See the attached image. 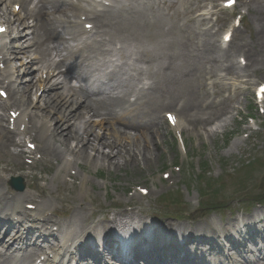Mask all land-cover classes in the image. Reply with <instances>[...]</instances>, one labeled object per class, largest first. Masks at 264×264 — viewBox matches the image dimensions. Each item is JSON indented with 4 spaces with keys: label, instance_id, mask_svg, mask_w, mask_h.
Instances as JSON below:
<instances>
[{
    "label": "bare ground",
    "instance_id": "bare-ground-1",
    "mask_svg": "<svg viewBox=\"0 0 264 264\" xmlns=\"http://www.w3.org/2000/svg\"><path fill=\"white\" fill-rule=\"evenodd\" d=\"M107 1L114 3L98 11L101 4L96 8H83L72 0H0V25L8 29V35L3 38V46L0 50V84L1 90L6 89L9 95L6 101L0 99V110L20 113L12 130L4 125L6 116H0L1 192L3 186L7 185L8 174H17L25 180L30 176L35 179L33 174L23 172L31 169L24 164L25 154L28 152L25 149L18 151L21 145L36 143L37 154L42 153L50 165L58 164V174L53 178L54 182L63 179L66 175L64 172L70 169L79 170L84 167L90 170V163L93 169H98L101 160L103 161L101 168L104 167L109 171L129 165L139 167L142 163L150 165L155 155L159 154L154 134L161 133L162 124L159 118L162 113L171 115L170 120L173 124L176 121L175 130L178 133L187 130L188 127H192L193 130L196 128L197 131L200 127L206 133H210L207 128L211 127L215 120L230 115L228 113L231 107L223 99L220 102L213 100L205 103L204 98L209 97V92L204 87L206 77L204 81L202 80L205 73L203 67L209 68L208 75H212L215 69L226 73L236 82L242 76L246 78V74L249 76L250 72L255 76L254 74L264 69V17H259L258 14L255 16V21L260 34L256 36L257 39L254 40L256 42L253 41L250 45L240 42L223 50L218 46V41L208 39V34L204 33L195 44L194 40L198 39L189 25L195 22L208 25L209 22L198 11L204 3L208 1L214 3L216 0H183L188 1L189 7H197L169 15L171 23L165 22L168 15L163 9L149 12L153 0H125L126 4H123L122 0ZM117 2L121 5L115 6ZM226 2L229 0L223 3ZM261 2L253 8L263 15L264 5ZM16 5H20L24 13L21 11L17 15ZM31 6L34 7L30 8ZM75 17L77 20L74 21ZM182 18L186 23L181 26ZM29 20H33L31 25L28 24ZM79 20L85 23L82 24ZM87 24H94L96 37L84 40L86 35L89 36L84 28ZM79 26L83 28L80 29ZM20 28L24 31H20ZM60 28L62 31H59ZM189 40L193 43L190 44ZM7 41H10V45ZM21 41H25L24 45L20 46L16 43ZM73 41L80 42L77 48L71 47L70 42ZM144 44L149 45L150 48L147 49ZM107 45L110 47L123 45L122 49L133 46L140 62L149 69L147 72L152 74L153 82L149 91L140 97L144 103L141 108L133 112H130V109L134 105L127 107V103H130L126 99L127 94H107L102 90L101 83H98L100 84L98 89L89 85L90 76L87 68L94 58L107 53L108 50L104 49ZM28 52L37 57L32 59L26 68L24 67V71L19 70L15 64L21 60V55H26ZM236 52L242 53L241 58L246 57L248 60L245 68L240 67L231 58ZM87 62L89 63L86 64ZM44 74L47 75L46 78H43ZM247 82L249 84V81ZM74 83L78 86H74ZM221 86L222 84L214 86V96L221 97L225 91ZM115 91L116 89L113 92ZM131 97L135 98L133 95ZM40 99L42 104L39 106ZM178 104H180L179 108ZM25 118L29 119L30 125L21 131L20 123L21 125L25 123ZM11 119L10 114L9 123ZM74 119L77 120L72 122ZM105 124L108 126L104 127ZM102 137L108 140H103ZM28 139L32 142H27ZM72 142H78L75 148L71 146ZM67 155L71 159H68ZM80 161L82 163H79ZM81 174L85 176L81 185L83 189L88 180L86 173L81 172ZM37 179L38 182L33 183L37 190L30 185L26 193L16 194L11 198L3 193L0 194V218L10 220L17 218V222L24 227L28 224L29 216L23 210L22 202L30 200L40 209L46 206V199H50L62 205L59 209L63 210V216H70L69 222L59 230L66 232L64 245L68 246L69 243L73 245L75 242L69 238L71 235H76L74 227L78 224L83 231L88 224V217L85 215L87 204H77L74 196L61 199L60 193L56 196L48 194L47 189L39 185L40 181L45 180L38 177ZM260 183L264 185V177L261 178ZM33 190L38 196L30 194ZM92 198L95 201L98 197ZM50 206L51 203L49 209ZM193 206L188 207L197 209ZM125 213L130 212L123 211L117 217H126V222H118L116 218L110 222L119 223L128 233L127 235L130 234L134 239L138 235L133 234L134 227L131 232L128 227L134 226L137 222L132 220L135 212L130 215ZM142 213L147 214L144 210ZM233 216L230 215L226 223H223L231 229H226L222 233L225 236H232L231 239L235 240L234 246L245 245L248 241L254 242L261 234L254 230L256 223L264 224L262 212L256 211L252 217ZM44 221L49 225L54 221L53 216L45 218ZM145 222L139 220L138 234L144 240V244H148L147 252L140 253V250L136 249L121 256L122 248L115 237L116 234H112L114 232L112 230L109 231L111 234L105 237V243L99 235L93 236L90 241L84 243L83 248L66 246L65 255L77 252L75 258L66 257V260H69L70 264H85L84 261L88 262L87 259H96L98 264H108V259L111 261L110 264L116 262L164 264L178 258V264H185V261L196 264L193 259L197 257L193 258L192 253L185 250L184 246L191 240H198V245L206 243L208 239L201 230L193 227H184L182 230L178 228L175 235L183 236V240L178 242L175 236L168 237V233L175 230L174 225L165 223L159 226L162 230L155 229L153 238H145L143 236L145 233L153 232L150 229L153 223ZM212 225L213 223H208L206 231L217 230V227ZM21 227L17 231L21 230ZM188 230L191 231L187 233ZM27 231L28 229L26 233ZM50 234L46 235L47 241L38 240V242L42 241V244L35 241L21 247L18 244L19 241L23 242L22 238L25 235L20 233H14L9 243L0 241V264H32L35 257L45 250H54L55 244L48 242ZM164 238H167L165 240L169 247L161 250L158 246L162 244ZM76 239L80 240V237ZM226 240L228 241V238ZM207 243L209 245V242ZM97 248L101 250L102 255ZM259 249L256 253L263 254L255 256L254 262L246 259V264H264V252ZM208 252L212 254L215 250L209 248ZM111 253L122 262L116 261L113 256L107 258ZM65 263L66 261L61 262V264ZM49 264H57V262L52 260Z\"/></svg>",
    "mask_w": 264,
    "mask_h": 264
},
{
    "label": "rangeland",
    "instance_id": "rangeland-1",
    "mask_svg": "<svg viewBox=\"0 0 264 264\" xmlns=\"http://www.w3.org/2000/svg\"><path fill=\"white\" fill-rule=\"evenodd\" d=\"M72 1L76 5L80 4L83 8H96L99 4L95 3H100V0ZM124 1L125 0H122V3L126 4ZM219 1L224 0H216L214 3L208 1L199 8L198 13L203 15V18L209 22L208 25H200L199 21V24H197V22L189 24L191 29L195 31V36L198 39L194 40L195 44L199 41L200 35L204 33L208 34V39H215L218 41V46H221L223 35L230 27H235V19L241 17V25L236 28L233 34L234 39H232L233 42L231 41L232 44L230 42L228 45H235L240 42H245L250 45L251 42L257 39L256 36L260 34L259 30H257L255 16L258 14L259 17H264V14L257 13L253 7L261 1V4L264 5V0H237V6L232 10L223 9V2L219 3ZM246 3H248V5ZM116 4L121 5L118 2ZM193 4H195V2H193ZM33 7L34 6H31L30 8ZM194 7L197 6L189 7L188 1L184 2L183 0H153L149 12L151 10L156 11L157 9H163L168 15L165 18V22L171 23L169 15L184 12L187 8ZM10 8L12 10V5ZM99 8L102 9L101 6ZM21 11L22 9H17V15L21 13ZM22 17H24V14H22ZM76 18L77 17H75L74 21L77 20ZM32 22L33 20H29L28 24L31 25ZM185 23L186 20L182 18L180 25L182 26ZM79 27L80 29L83 28L82 26ZM20 31L24 30L20 28ZM59 31H62V29L60 28ZM95 31L96 30L93 31V35L91 36L96 37ZM88 38L89 37L86 35L84 40H88ZM30 39H32V37ZM16 43L21 46L24 45L25 41ZM189 43L192 44V40H189ZM70 44L71 47H76L80 42L73 41L70 42ZM144 45L147 49L150 48L149 45ZM228 45H224V48H227ZM122 47L123 45L113 47L107 45V47L104 48L108 50L107 53L104 56H97V58H94L93 61L90 62L91 64L87 68L88 75L90 76L89 85L94 89H98L100 86L98 83H101L103 84L102 90L107 94H127L126 99L130 101L129 104H133L135 100H137L130 109V112H133L141 108V105L144 103V100H140V97L143 93L149 91V87L153 82L152 74H150V72L148 73L147 71L149 69L140 62L133 46L124 49H122ZM111 48H113L112 51H109ZM241 54L242 53L236 52L231 57L238 65L241 60H245L246 63L248 62L246 57L240 59L242 56ZM36 57V55H31V52H28L26 55H21V60H18L15 66L19 70L24 71L32 59ZM88 63L89 62L86 64ZM203 70H205V73L202 76V80L204 81L206 77L204 87L209 92V97L204 98V101H206L205 103L212 102L213 100L220 102L221 99H223L231 107L228 113L230 114L229 116L218 118L211 127L207 128L212 134L211 136L209 135L210 133H206L203 128L201 129L200 127L198 131L196 128L193 130L192 127H188L187 130L177 134L175 130L167 124L164 112L161 118H159L162 124L161 133L154 134V141L158 149L157 153L160 155L156 154L150 165L142 163L139 167H132L129 165L121 169L113 168L114 170L109 171L104 167L103 169L101 168L103 162L101 160L98 169H93L91 163V172L84 167L79 170L77 168L70 169L68 172H64V174H66L65 177L58 182L53 181V178L58 174V164L54 163L50 165L44 157L42 161H38L35 156L36 153L29 152L26 145H21L18 151L25 149V151L30 153L25 154V156H27L26 159L30 158L37 163L33 168L35 179L28 178L25 180L27 186L31 185L33 189H36L33 183L38 182L37 177L39 179L43 178L45 181H40L39 185L45 187L48 194L56 196L57 193H60L59 198L61 199L74 196L77 204H87V212L85 213L88 217L87 227L84 231L80 230L82 227H79L78 224L74 227L75 234L80 237H85L86 232L91 228L99 234L101 231L115 229L120 224H113L110 220L116 218L118 222H126V217H117V215L123 211L129 210L130 213L135 212V216L132 220L153 221L152 225H156V227L162 226L165 223L174 225L175 230L169 233H177L176 231L178 228L182 230L184 227H193L201 230L205 238L212 240L209 245L207 243L209 240L199 245L193 240L190 243H186L184 246L185 250L192 253L193 258L197 257V259L192 258L196 264H246V259H250L251 262H254L256 259L255 256L263 254L261 252L256 253L257 249L260 248L259 250L264 252V224L256 223L254 230L261 232V234L255 238L254 242L248 241L245 245L239 244V246H234L233 242H235V240L231 239L232 236H225L222 232L226 229H231L227 224H223L226 223L231 214L234 215L233 217L238 218H242L243 216L252 217L256 211H260L262 212V216H264V207L260 208V204H257L264 201V185L260 183L261 178L264 177V102L259 106L255 96L256 88L259 86L264 87V69L254 74L255 76H252L253 73L250 72L249 76L246 74V78L242 76L237 82L235 79L219 70L214 69L212 75H208V67H203ZM44 76L45 78L47 77L46 74H44L43 77ZM247 81H249V84H247ZM215 83L219 86L222 84L221 87L225 88L221 97L213 95L215 92ZM74 86L77 87L78 84L74 83ZM115 89L116 91L113 92ZM132 95L135 96V98L131 97ZM41 104L42 99L39 101V106ZM127 107H129V105ZM179 107L180 104H178V108ZM4 114L7 115L6 112L3 113V111L0 110V116ZM233 118L234 120L232 121ZM89 119H91L90 116ZM76 120L77 119H74L72 122ZM4 125L7 126V121ZM107 126V124L104 125V127ZM108 133L112 134L110 132ZM102 139L105 140L106 138L102 137ZM76 143L78 142H72L71 146L75 148ZM186 148L188 151H186ZM67 158L71 159L68 155ZM255 161L261 162L259 169H252ZM79 163H82V161ZM202 163L204 164V170ZM201 170H203L202 173H204V171L207 173L205 178H210L211 181L204 184H201L202 182L200 183L199 177L203 176ZM81 172L86 173V179L88 180L87 185L83 189L81 185L85 176L81 174ZM251 172L255 174L254 177L256 178L251 179L249 182L245 181V179L251 177ZM165 174L169 176L168 179L164 178ZM226 174L230 175L226 176ZM6 176L11 179V177L17 175L8 174ZM7 180V185L2 189V192L0 191V194H8L7 196L11 198L13 195L18 194V192L9 186L10 180ZM239 180H241L238 182L239 185L247 183V186H242L237 191L238 183H232ZM220 182L225 183V186L221 187L220 190L211 189L207 185V183ZM137 185L147 187L151 194L140 197L137 195L136 197L130 198L129 196L131 194L129 190ZM26 190L24 193H26ZM171 190H179L181 200L183 201L181 206L183 204L188 206L194 205L197 206V210H192L190 213L183 215L180 211V206L177 213L175 212V216L167 214L166 212L172 211L165 210L159 202L162 197L167 196ZM207 191H212L215 194L217 198L215 205L217 207L203 215L204 218L209 216L205 222L197 223L195 220H189L194 211H196V214H201L205 211L198 207L202 201L199 193L205 194ZM105 193H107V195H105ZM30 194L38 196L37 192L34 190ZM95 196L98 198L94 201L92 197ZM46 201V206L43 208L40 207L42 212L39 208L31 212L28 211L26 204L31 201H23V210L28 213L29 220L32 222L24 225V227L22 226L21 230L15 231V229L9 228V224L10 222L15 224L16 220L6 219L0 221V241L9 243L14 237V233L25 235V238L29 237L31 243L35 241L38 242L40 239L47 241L45 235L48 234L44 235L41 231V227H44L43 229L48 233H53L48 238V241L56 242L55 236L59 235V230L55 232L54 229L65 227V224L70 220V216H63V210L58 209L57 214L53 216L54 221L49 225H47L48 222L46 224L41 223L43 222L41 221V219H43L42 213L47 211L49 209V204L52 203L50 199H46ZM53 202L58 208L60 206L62 207L60 203ZM114 205H116V207H114ZM91 208H96L97 210L93 217H91V215L94 210ZM143 210L146 211L147 214H143ZM171 210H174V208ZM130 213L125 214L130 215ZM152 214L155 216L150 217ZM172 215L174 214L172 213ZM99 221L106 223L97 225ZM208 223H213L212 226L217 227V230L206 231ZM240 225L243 224L240 223ZM31 226L32 229H30ZM260 226L261 228H256ZM26 229L30 230L26 233ZM245 230L244 228V233ZM190 231L191 230H188L187 233ZM226 238H228V241ZM177 241L179 242L181 239L177 238ZM39 242L42 243V241ZM138 244L144 245V240L140 239ZM59 245L60 244L57 243V247H61ZM209 248L215 250V252L212 254L209 253ZM87 261L88 262L85 260L84 263H95L92 259H87ZM95 264H98V262ZM185 264H190V262L185 261Z\"/></svg>",
    "mask_w": 264,
    "mask_h": 264
},
{
    "label": "snow or ice",
    "instance_id": "snow-or-ice-1",
    "mask_svg": "<svg viewBox=\"0 0 264 264\" xmlns=\"http://www.w3.org/2000/svg\"><path fill=\"white\" fill-rule=\"evenodd\" d=\"M0 31H3V29H0Z\"/></svg>",
    "mask_w": 264,
    "mask_h": 264
},
{
    "label": "water",
    "instance_id": "water-1",
    "mask_svg": "<svg viewBox=\"0 0 264 264\" xmlns=\"http://www.w3.org/2000/svg\"><path fill=\"white\" fill-rule=\"evenodd\" d=\"M23 189V188H22Z\"/></svg>",
    "mask_w": 264,
    "mask_h": 264
}]
</instances>
